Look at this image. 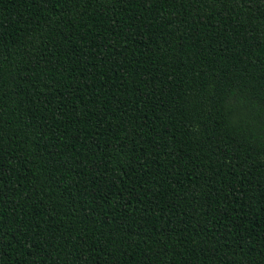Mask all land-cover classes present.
Returning a JSON list of instances; mask_svg holds the SVG:
<instances>
[{"label":"trees","instance_id":"1","mask_svg":"<svg viewBox=\"0 0 264 264\" xmlns=\"http://www.w3.org/2000/svg\"><path fill=\"white\" fill-rule=\"evenodd\" d=\"M0 264H264V0H0Z\"/></svg>","mask_w":264,"mask_h":264}]
</instances>
